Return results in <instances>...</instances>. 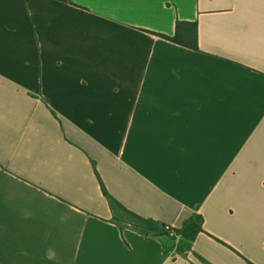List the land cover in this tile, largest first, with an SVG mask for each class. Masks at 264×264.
<instances>
[{
    "label": "crops",
    "instance_id": "0c3cea01",
    "mask_svg": "<svg viewBox=\"0 0 264 264\" xmlns=\"http://www.w3.org/2000/svg\"><path fill=\"white\" fill-rule=\"evenodd\" d=\"M0 264H264V0H0Z\"/></svg>",
    "mask_w": 264,
    "mask_h": 264
},
{
    "label": "trees",
    "instance_id": "16d2710c",
    "mask_svg": "<svg viewBox=\"0 0 264 264\" xmlns=\"http://www.w3.org/2000/svg\"><path fill=\"white\" fill-rule=\"evenodd\" d=\"M163 39L178 44L180 46L198 50V25L197 23L178 22L176 25V34L173 37L160 35ZM103 194L107 199L111 211V222L118 226L120 230L129 229L137 232L147 238H154L162 241L166 245L164 249L168 256H170V248L167 246L166 240H173L174 237H180L182 239V246L175 249V252L186 256L188 252L192 250V243L203 232L202 217L195 216L187 221L182 228H174L162 223H159L153 219L143 218L136 213L128 210L115 200L106 191L104 185L101 182ZM184 248V249H183Z\"/></svg>",
    "mask_w": 264,
    "mask_h": 264
},
{
    "label": "rangeland",
    "instance_id": "374dc122",
    "mask_svg": "<svg viewBox=\"0 0 264 264\" xmlns=\"http://www.w3.org/2000/svg\"><path fill=\"white\" fill-rule=\"evenodd\" d=\"M166 242H167V246L170 248V255H174L176 253L175 249L180 247V245L181 246L183 245L182 239L180 237H174L173 240H166Z\"/></svg>",
    "mask_w": 264,
    "mask_h": 264
}]
</instances>
